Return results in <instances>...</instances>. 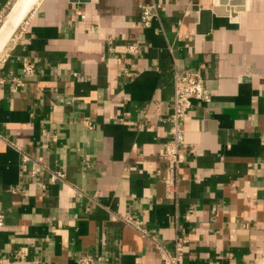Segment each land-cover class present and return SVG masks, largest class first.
Segmentation results:
<instances>
[{"label": "crops", "instance_id": "1", "mask_svg": "<svg viewBox=\"0 0 264 264\" xmlns=\"http://www.w3.org/2000/svg\"><path fill=\"white\" fill-rule=\"evenodd\" d=\"M12 1L0 0V17ZM232 1L36 2L0 62V254L161 264L156 241L172 251L185 234L184 264L253 262L264 250V0L235 16ZM134 42L138 52L122 50ZM189 71L211 100L183 119L172 198L161 153L174 74Z\"/></svg>", "mask_w": 264, "mask_h": 264}, {"label": "built area", "instance_id": "2", "mask_svg": "<svg viewBox=\"0 0 264 264\" xmlns=\"http://www.w3.org/2000/svg\"><path fill=\"white\" fill-rule=\"evenodd\" d=\"M160 4L152 2L144 4L141 11L142 24L150 27L154 18L158 15ZM141 45L138 43H128L122 47L124 52L136 53ZM3 59V58H2ZM1 62V61H0ZM25 74L32 75L35 71V64L26 60L23 64ZM1 81V78H0ZM19 84V83H18ZM194 100L210 101L211 93L206 87L205 80L199 71H189L184 73L176 72L173 81V101L170 115L171 127L170 138L164 143L162 157L167 163L164 182L167 195L174 197L177 194V171L186 159L184 149L185 129L183 119L187 117L192 108ZM28 155L24 156V160ZM42 162V159L39 158ZM65 174L57 171L52 174L53 179H63ZM120 219L127 224L132 223L130 215L122 214ZM4 224V214L0 212V226ZM146 234V233H144ZM156 240V239H155ZM188 237L185 234H178L174 240L173 250L170 251L164 244L156 241L158 251L161 256V264H184L185 245ZM28 250L26 247L16 249L12 255L0 254V264H16L18 261H26ZM77 264H108L100 256L92 254L81 255L77 259ZM251 264H264V250L253 260Z\"/></svg>", "mask_w": 264, "mask_h": 264}, {"label": "bare ground", "instance_id": "3", "mask_svg": "<svg viewBox=\"0 0 264 264\" xmlns=\"http://www.w3.org/2000/svg\"><path fill=\"white\" fill-rule=\"evenodd\" d=\"M39 0H15L0 27V52Z\"/></svg>", "mask_w": 264, "mask_h": 264}, {"label": "water", "instance_id": "4", "mask_svg": "<svg viewBox=\"0 0 264 264\" xmlns=\"http://www.w3.org/2000/svg\"><path fill=\"white\" fill-rule=\"evenodd\" d=\"M70 1L71 2H89L90 0H70ZM227 2H228V0H215V4H219V3L225 4ZM234 3L235 4L237 3L239 5L237 7V9H233V11H232V14L235 16L237 14L236 10L240 11V10L243 9L244 0H234V1L231 2V4H234ZM200 16H201L202 20H204L205 17H208L209 18V22L211 23L212 10L211 9H201ZM208 27H209V24H208ZM205 30H207V29H205Z\"/></svg>", "mask_w": 264, "mask_h": 264}, {"label": "rangeland", "instance_id": "5", "mask_svg": "<svg viewBox=\"0 0 264 264\" xmlns=\"http://www.w3.org/2000/svg\"><path fill=\"white\" fill-rule=\"evenodd\" d=\"M14 1H15V0H13V1L11 2V4H10L9 7L7 8L6 12H4L3 15L0 17V27L2 26V24H3V22H4V19H5V17H6V15H7L8 11L10 10V8H11V6H12V4H13ZM25 20H26V18H25ZM25 20H24V21H25ZM23 24H24V22L21 23V25H23ZM21 25L18 27V29L21 27ZM18 29L15 31V33L12 35V37L7 41L4 50H2V51L0 52V61L2 60V58H3V56L5 55L6 51L10 48V46H11L12 43L14 42V40H15V38H16V33H17Z\"/></svg>", "mask_w": 264, "mask_h": 264}]
</instances>
